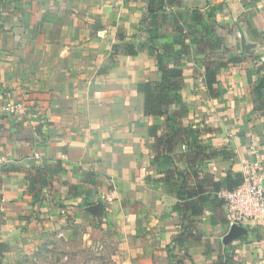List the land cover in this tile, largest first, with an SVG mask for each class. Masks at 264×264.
Returning <instances> with one entry per match:
<instances>
[{"label": "crops", "instance_id": "crops-1", "mask_svg": "<svg viewBox=\"0 0 264 264\" xmlns=\"http://www.w3.org/2000/svg\"><path fill=\"white\" fill-rule=\"evenodd\" d=\"M227 2L180 0L150 12L148 0H0V242L8 246L1 264H15L16 256L27 248L26 240L47 221H72L67 213L73 221H83L85 211L77 210L89 202L96 207L101 196L112 191L113 201L101 202L108 217L96 239L110 241L115 230L114 240L129 264H154L153 257H164V247L182 225H188L190 211L185 205L197 201L195 196L177 198L181 178L175 169L188 174L187 189L194 193L202 178L194 172L223 182L227 171L242 174L256 158L264 167V122L244 121L238 126L232 109L226 114L230 123L217 121L203 128L199 118H206L205 105H215L216 99L208 97L203 84L204 54L197 40L191 44L187 36L183 40L188 48L182 58L184 105L177 106L181 126L196 132L193 145L172 143L166 149L165 118L143 113L140 84L158 79L155 55L166 43H159L154 52L141 46L142 19L157 21L163 10L167 17L163 26L171 35L180 34L182 27L176 24H183L175 9L186 11L181 12L186 13L183 26L191 30L197 31L208 18L229 25L249 5L234 7V2ZM194 10L202 15L203 24L195 20ZM260 17L253 13L252 30L248 26L243 30L244 53L249 56L264 42L254 31V23L264 31ZM215 25L220 36L227 35L228 29ZM166 36L156 39L166 42ZM124 42L133 43L137 53L114 52L113 46ZM173 45L181 48L180 43ZM251 59L227 68L235 72ZM194 69L200 73L194 75ZM16 102L22 104L20 116L4 112L6 103ZM199 146L207 147L210 157H198L188 165ZM178 147L184 153L178 155L176 167L163 169L162 158L155 156L173 154ZM220 147L229 153H218ZM35 152L41 158H35ZM204 188L209 197L188 226L197 237L185 242L184 262L264 264V225L230 223L215 192Z\"/></svg>", "mask_w": 264, "mask_h": 264}, {"label": "rangeland", "instance_id": "rangeland-1", "mask_svg": "<svg viewBox=\"0 0 264 264\" xmlns=\"http://www.w3.org/2000/svg\"><path fill=\"white\" fill-rule=\"evenodd\" d=\"M227 1L228 0H222V2L225 4L228 3ZM231 1L232 3H235L233 5L234 7L239 6L240 3L243 7L249 5L247 7L248 10L246 12H241L237 19L227 22L229 25H225L224 23L208 18V20L204 22V24L201 25L197 31L191 30L188 28V25L183 26V24H187L186 13L182 14L181 12L186 11H181L180 9L174 10L180 12L181 22L183 23L176 24V28L178 26L182 27L180 34H177V32L173 33L172 35L166 34L165 30L169 28H165L163 26L167 20V17H164L163 10L160 12V17H157V21L150 20L149 16H146L142 19L141 24L139 25V33H142L144 36V39H141L140 44L143 47L145 45L148 46V48L154 52L157 50L159 43L182 44L186 36L188 38L189 44H191L192 41L198 40L200 37L211 41L213 37H215L214 35L220 37L219 32L221 30L217 29V34L216 29H214L216 26L215 24H217L219 27L223 26L225 29H228V31H226L227 35L222 34L223 45H226L231 53L241 56L245 54L244 46L247 37L244 35L243 30H245L246 26L252 30L250 26V20L253 16V13H258L260 16L262 15V17L258 18V22L260 23L259 25L264 26V0ZM181 7L186 8L187 6L183 4ZM254 25V31H258L260 34L259 36L264 39V31L258 30L256 23H254ZM173 27H175V25H173ZM150 29H154L153 34H150ZM183 29H186V32H183ZM238 32H240V34ZM160 35H167L166 42H159L160 40L156 39L157 36ZM260 44V47L255 46L253 52H251V61L249 63L247 61L248 64L238 67L235 72L227 67L219 69L217 72V79L220 77V80H218L216 85L219 91V97L216 98L215 105L212 102V105L210 106H208V103L205 105L204 110L207 116L206 118L204 117V119L199 118V120L203 123V128L209 127L210 124H215L217 121H225L230 123V118H228L229 115L227 112L231 111L232 109H235L232 121H234L233 119L235 118L238 126L244 121H248L250 123H257L258 121L264 122L263 118L259 117L258 114H256L252 109L253 95L251 91L253 86L252 84H255L257 81H259V77L264 75V42H261ZM186 50L187 49H184L183 53L186 52ZM218 53L224 54V57H228L229 55V53H222V51ZM210 56V59H215L213 58V54ZM183 58H185V56ZM165 59L167 61H172V53H169V55L165 56ZM259 67L261 69L263 68V70L260 72L257 71ZM193 73L194 75H198L200 71L198 69H194ZM235 74L239 76L235 77ZM235 78L237 80H235ZM205 101H207V99H205ZM212 107L214 108L213 111L209 112ZM219 111L222 115L221 118H218ZM213 113H216L215 115L217 118L214 119V116H212ZM8 115L15 116V114L12 113ZM224 116L226 118H223ZM193 138H195L194 135ZM190 141L192 142L193 140ZM175 150L176 151H174L173 154L170 153L164 154L165 156L163 155L164 157L162 158L161 162L163 169L166 167H176L175 162L178 159V155L181 158L184 152L179 150V147ZM219 150L220 151L218 153H221L222 155H227L229 153V151L224 147H220ZM35 153L39 155V157L34 156L35 158H41L42 155L40 156L39 152ZM202 173L198 174L194 172V174H196L199 178L204 177V174ZM101 200L102 203H109L113 201L106 200L102 198V196ZM101 202H98L94 208H91L90 205L95 202H89L87 203V208L82 206V210H77L85 211L83 221H73L71 214L67 213V216L72 221H54V223L47 221L44 226L41 225V227H38L36 232L33 235H30V237L26 240L27 248H23V246H21L23 249L20 251L19 255L16 256L17 258L15 259V264H129L127 258L122 257L118 242L114 240L113 236L116 232L115 230H113V235L110 234L112 236V240L110 241H106L104 243L101 242V238L100 240L96 239L98 235H101V230H103L100 224L103 222V219H107L108 217L106 214L108 212L105 210L106 206ZM73 216L75 217V214H73ZM85 218H88L90 221H85ZM184 227L185 226L182 225L180 231H182ZM111 231L112 230H110V233ZM174 237L175 236H173V238ZM172 239L164 247V249L166 248V255L164 257L160 254H158L157 257H153L154 264H169L170 262L184 257L185 246L170 248V246H172ZM185 263L188 264L187 261Z\"/></svg>", "mask_w": 264, "mask_h": 264}, {"label": "trees", "instance_id": "trees-1", "mask_svg": "<svg viewBox=\"0 0 264 264\" xmlns=\"http://www.w3.org/2000/svg\"><path fill=\"white\" fill-rule=\"evenodd\" d=\"M180 0H148V10L158 11L165 4H179ZM194 17L198 23H201L202 15L198 10H194ZM203 24V23H201ZM214 34V33H213ZM213 37L211 41L205 40L200 37L196 42L199 46L200 52L204 54L203 62H204V76H203V84L207 95L209 98L216 99L219 97V91L217 89V72L221 68L227 67L231 63H237L245 59L251 58V56L247 54H243L241 56L235 55L229 51V48L226 45H223V37L216 36ZM121 40L124 39V35L119 34ZM184 38V37H183ZM188 49L186 45L182 42L181 48L177 49L173 44H164L162 50L157 52L155 55L156 59V72H157V80H147L140 84V90L143 93V113L147 116H159L165 118L166 124V134L162 136L164 140V144L166 149L172 143L176 144H186L187 147H191L194 142H191L190 139L193 140V135L196 138V132L191 126H181V122L179 117L181 115V110L178 109L177 106H183L181 90L184 86V78H183V68H182V58H183V50ZM114 52L122 51L127 55H135L137 53L136 46L130 42H124L115 44L113 46ZM222 51V53H229L228 57H224V54H219L218 52ZM172 53V61H167L165 56ZM211 53V54H210ZM214 55L213 58L210 59V55ZM260 67L257 71H262ZM253 95V110L259 117H262L264 120V75L259 77V81L253 84L252 88ZM177 107V108H176ZM173 112V113H172ZM187 141V142H186ZM181 144V145H182ZM164 154H157L155 158H163ZM211 153H208L207 147H197L194 156L191 160L187 161L188 165H192L195 160L199 157L200 159H208ZM176 174L181 178V183L179 186V190L177 192V198L179 200H185L188 198H192L195 196L197 201L195 205L193 203L191 205L186 204L185 208L189 209V221L188 225L184 227V229L175 235L172 239V248L175 247H184L185 242L190 239H194L197 237L194 233H192L188 226H190L193 222L192 217L202 213V204L209 195L204 196V193H208L205 187H210L216 193L221 189L230 190L236 185H238L242 181V174L239 172H235L229 170L226 172V176L221 181H216L213 179L211 175H203L199 184H196L195 192L192 193L189 189H187L186 181L188 179V174L175 169ZM168 175V174H167ZM166 178L168 179L169 175ZM196 175V174H195ZM197 176V175H196ZM222 204V201L220 200ZM178 207L177 204L175 208ZM8 250V246L6 243L0 242V259L3 256V253ZM1 264V263H0ZM169 264H186L183 258H179ZM192 264V263H191ZM223 264H241L239 262L233 261H225Z\"/></svg>", "mask_w": 264, "mask_h": 264}, {"label": "built area", "instance_id": "built-area-1", "mask_svg": "<svg viewBox=\"0 0 264 264\" xmlns=\"http://www.w3.org/2000/svg\"><path fill=\"white\" fill-rule=\"evenodd\" d=\"M4 112L20 115L22 104L6 103ZM35 157H39L37 153ZM65 155H61L64 158ZM2 174V162L0 160V176ZM222 201V207L226 219L232 224L246 226L264 225V167L259 159L247 163L242 172V181L230 190L221 189L215 193ZM114 192L102 195L106 200H112Z\"/></svg>", "mask_w": 264, "mask_h": 264}]
</instances>
